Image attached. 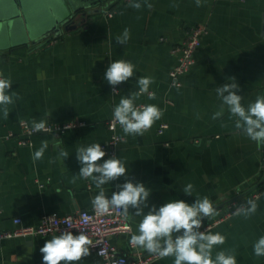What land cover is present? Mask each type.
<instances>
[{"label":"crops","instance_id":"0c3cea01","mask_svg":"<svg viewBox=\"0 0 264 264\" xmlns=\"http://www.w3.org/2000/svg\"><path fill=\"white\" fill-rule=\"evenodd\" d=\"M36 1L33 13H21L0 37V72L11 78L10 91L19 96L9 105L8 119L0 112V229L15 230L17 217L28 227L36 226L45 214L65 217L93 209L91 201L99 193L95 184L82 178L70 183L81 167L76 149L106 144L114 135L108 128L114 107L121 97L138 91L140 77H150L154 83L149 92L155 99L144 94L135 103L157 105L163 116L142 136L115 132L123 138L116 156L124 161L127 177L151 189L149 204L157 208L170 200L192 204L196 197L207 196L214 208H222L203 224L226 237L223 245L214 247L213 259L219 251L234 250L237 264H264V256L253 252L254 243L264 236V192L254 200L255 214L218 221L231 201L247 199L263 184L264 143L258 145L236 130L226 106L222 118L212 119L222 104L215 88L229 83V78L238 83L244 106L264 95V0H201L200 7L195 0H147L151 8L137 0L140 10L128 6L131 0H116L93 10L81 27L62 32H52L50 1ZM109 10L113 17L106 15ZM73 25L70 22L69 28ZM200 25L209 32L195 54V64L180 78L181 86H172L169 73L178 64L172 50L182 45L187 29ZM125 28L130 39L119 45L115 38ZM116 60L130 61L135 70L113 94L104 74ZM34 119L46 125H84L59 137L39 134L32 146H20L21 121L32 126ZM163 125L167 128L160 133ZM9 133L16 138L6 139ZM44 140L48 148L43 159L33 163L32 154ZM61 149L69 154L66 160L58 159ZM124 182L121 177L105 184V194L111 197L116 184ZM188 183L194 185L191 196L183 193ZM132 211L127 218L132 233L110 238L130 264L135 250L150 255L129 243L133 234H139L142 219ZM53 236L0 241V264H43L40 248ZM78 264L103 262L90 254ZM151 264H174V257Z\"/></svg>","mask_w":264,"mask_h":264},{"label":"clouds","instance_id":"9594fccd","mask_svg":"<svg viewBox=\"0 0 264 264\" xmlns=\"http://www.w3.org/2000/svg\"><path fill=\"white\" fill-rule=\"evenodd\" d=\"M146 6L152 5L144 0ZM196 6H201V0H195ZM140 10L142 4L137 0H131L128 5ZM178 7V5H173ZM130 39V30L125 28L123 33L115 38L119 45H125ZM135 65L130 61L116 60L111 62L104 74V79L112 87L113 94L119 93L117 86L127 82L134 76ZM230 82L215 88L217 97L222 101L220 110L212 116L213 120L223 117L225 106L229 113V119L233 120L234 128L258 145L264 143V95H257L254 102L247 106L242 104L244 97L238 94L239 85L235 78H229ZM154 83L150 77H140L137 80L138 91L129 96L121 97L119 103L113 109V129L118 123L125 136H142L153 124L163 116V110L154 104H142L137 106L135 101L144 94L149 99H155V93L149 92L150 85ZM13 83L10 77L5 78L0 72V112L5 119L9 118V105L14 103V98L19 99L16 91H10ZM222 126H226L222 124ZM68 127V126H67ZM33 132L46 130V121L33 120ZM48 141L41 142V146L32 154L33 163L42 160ZM76 159L81 165L77 175H73L70 183L75 184L77 178L90 179L97 189L91 203L97 214H109L115 209L127 219L130 209L134 216L142 217L138 225V233L133 234L129 243L133 247H139L151 255L159 258L174 257V264H237L234 250L219 251L215 259L212 251L215 246L223 245L226 237L220 233L213 234L210 229L200 231L204 218L216 214L212 201L204 196L196 197L195 202L189 204L181 199L170 200L157 208L149 204L151 189L142 182H134L127 177L128 170L124 161L113 155L103 159L107 153L100 143L88 146H80L76 149ZM68 152L61 149L58 159H67ZM103 161V162H101ZM50 160L49 163H54ZM125 177V182L116 184V191L111 197L105 194L103 186L112 181ZM194 185L188 183L183 188V193L193 195ZM258 205L254 200L238 204L234 215L250 217L257 211ZM147 209V211H145ZM87 222V219L85 220ZM71 228V225H69ZM94 247L89 234L80 230L74 235L69 230H63L59 235H54L46 240L40 248L43 264H78L84 257L89 256L90 248ZM256 257L264 256V236H261L253 245ZM102 252L99 253L101 255Z\"/></svg>","mask_w":264,"mask_h":264},{"label":"built area","instance_id":"2783aa9c","mask_svg":"<svg viewBox=\"0 0 264 264\" xmlns=\"http://www.w3.org/2000/svg\"><path fill=\"white\" fill-rule=\"evenodd\" d=\"M114 11H106L108 17H113ZM208 28L205 25L194 26L186 30L185 40L182 45L173 48L172 52L178 56V64L174 67L170 73L171 85L179 87L181 86L180 78L187 74L192 66L195 64V54L199 50L202 44V39L208 34ZM119 92V85L117 86ZM139 106V105H138ZM113 118L108 122V128L113 131L114 135L104 145H101L102 149L107 153V157L117 155V146L122 142L123 138L117 135L115 132L118 129H122L121 126L116 123L113 129ZM84 123L73 122L66 125H46V130L41 132H33L32 126L26 122L20 123V134L17 136L20 146H32V139L34 136L48 133L54 134L59 137L67 130L77 129L83 126ZM68 126V127H67ZM167 128V125L161 126L160 133ZM16 135L9 133L6 139H14ZM1 181V171H0ZM264 192V182L259 190L254 191L244 200H233L225 208L222 217L218 221L226 220L234 216L235 207L238 204L246 203L247 200H255L260 197ZM3 213V207L0 203V217ZM87 219V222L85 220ZM14 224L17 225L13 231H3L0 229V241L14 237H36V236H49L59 235L63 230H69L74 235H78L80 230L86 231L90 239L93 241L94 247L90 248V253L100 258L103 264H130L126 256L119 253L118 249L110 242V238L126 233H132V227L128 221L122 217L119 212L112 209L109 214H97L94 208L91 211H82L74 215H68L65 217H59L56 214H45L36 226L25 227L20 217L14 219ZM71 225V228H69ZM210 226H205L202 223L200 231H205ZM135 250L136 248L132 246ZM102 252L101 255L99 253ZM135 260L132 264H151L161 258L155 255H143L139 251L134 252Z\"/></svg>","mask_w":264,"mask_h":264},{"label":"water","instance_id":"95a60500","mask_svg":"<svg viewBox=\"0 0 264 264\" xmlns=\"http://www.w3.org/2000/svg\"><path fill=\"white\" fill-rule=\"evenodd\" d=\"M35 1V2H34ZM50 1V5L53 8L54 27L52 32H62V29L71 31L75 30L86 23V18L96 8H101L106 4L113 2L114 0H46ZM36 0H0V37H4L6 30L4 27L10 23L17 22L20 14L27 16L34 11V3ZM81 20V21H80ZM74 23L72 28L67 27V23ZM13 34V32H12ZM51 42V39L46 41ZM45 42V43H46ZM222 206L215 207L216 211L221 209ZM206 218L203 219V221ZM202 221V223H203Z\"/></svg>","mask_w":264,"mask_h":264},{"label":"flooded vegetation","instance_id":"af4514ba","mask_svg":"<svg viewBox=\"0 0 264 264\" xmlns=\"http://www.w3.org/2000/svg\"><path fill=\"white\" fill-rule=\"evenodd\" d=\"M116 0H114L113 2H115ZM111 3V2H110ZM109 4V3H108ZM107 5V4H106ZM81 21V20H80ZM70 22L71 21H69L68 23H67V27L69 28V26H70ZM72 23H79V22H72Z\"/></svg>","mask_w":264,"mask_h":264},{"label":"trees","instance_id":"16d2710c","mask_svg":"<svg viewBox=\"0 0 264 264\" xmlns=\"http://www.w3.org/2000/svg\"><path fill=\"white\" fill-rule=\"evenodd\" d=\"M48 44V43H47ZM261 188V187H260ZM206 221V220H205Z\"/></svg>","mask_w":264,"mask_h":264}]
</instances>
